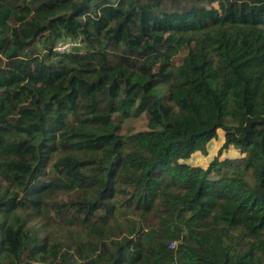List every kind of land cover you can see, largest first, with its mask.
<instances>
[{"label":"trees","instance_id":"1","mask_svg":"<svg viewBox=\"0 0 264 264\" xmlns=\"http://www.w3.org/2000/svg\"><path fill=\"white\" fill-rule=\"evenodd\" d=\"M0 264H264V0H0Z\"/></svg>","mask_w":264,"mask_h":264},{"label":"rangeland","instance_id":"2","mask_svg":"<svg viewBox=\"0 0 264 264\" xmlns=\"http://www.w3.org/2000/svg\"><path fill=\"white\" fill-rule=\"evenodd\" d=\"M218 6L216 3L213 4ZM182 60V55H180L177 59H175L176 63H180ZM115 121L118 124V132L122 135H127L131 133H137L141 131L147 130V122L148 117L146 114H142L136 118H123L119 114L115 115ZM225 140V132L220 130L218 131L217 139L210 141L207 144L206 154L197 152L195 153L191 159L187 160V164L195 165L199 167H203L204 169L208 168L210 163L217 157H219V150L224 144ZM244 155L240 153V151L234 147H231L229 150L223 152V154L219 157L220 160L224 159H235L243 157Z\"/></svg>","mask_w":264,"mask_h":264},{"label":"built area","instance_id":"3","mask_svg":"<svg viewBox=\"0 0 264 264\" xmlns=\"http://www.w3.org/2000/svg\"><path fill=\"white\" fill-rule=\"evenodd\" d=\"M82 45L81 39H63L56 44L54 51L59 55H65L72 52L76 48L82 47Z\"/></svg>","mask_w":264,"mask_h":264},{"label":"crops","instance_id":"4","mask_svg":"<svg viewBox=\"0 0 264 264\" xmlns=\"http://www.w3.org/2000/svg\"><path fill=\"white\" fill-rule=\"evenodd\" d=\"M199 153V152H198ZM187 162V161H186ZM195 166V165H194ZM203 168V167H202Z\"/></svg>","mask_w":264,"mask_h":264}]
</instances>
